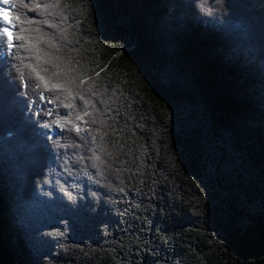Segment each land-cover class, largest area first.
<instances>
[{
    "label": "trees",
    "instance_id": "obj_1",
    "mask_svg": "<svg viewBox=\"0 0 264 264\" xmlns=\"http://www.w3.org/2000/svg\"><path fill=\"white\" fill-rule=\"evenodd\" d=\"M97 4L68 0L55 30L74 83L93 77L90 103L74 101L86 142L61 136L58 159L14 97L0 103V264H264V228L241 207L264 202V0ZM57 178L75 204L42 195Z\"/></svg>",
    "mask_w": 264,
    "mask_h": 264
},
{
    "label": "snow or ice",
    "instance_id": "obj_2",
    "mask_svg": "<svg viewBox=\"0 0 264 264\" xmlns=\"http://www.w3.org/2000/svg\"><path fill=\"white\" fill-rule=\"evenodd\" d=\"M74 2L81 5L86 4L90 9L98 7L97 0H74ZM62 4L64 7H61ZM194 4L195 0H189V4L185 6L192 7ZM67 7L68 0H0V103L6 94L14 97L16 102L22 105L21 111L27 112L26 119L33 129L43 130L39 131V134L44 138L47 151L58 159L64 155L58 151L57 145L61 136L74 132L76 135L73 139L85 143L90 135L87 127L88 121L82 119L89 113L87 109L77 112V105L74 101L79 99L88 105L90 101L87 99V94L91 93L95 96L92 89L85 90L81 87L93 77L84 76L79 78L78 83H74L73 65L69 63L68 67L64 68L59 55L60 46L55 38V30L59 29L62 32L64 29L61 26L70 20V17L66 15ZM71 19L72 23L79 27L82 36L88 38L100 36L102 25L97 24L95 19H93L91 29L87 28L83 21ZM108 26H111L110 21ZM104 67H108V62H105ZM103 70V68L100 69V71ZM93 75L98 76L99 73L95 72ZM61 107L65 111H60ZM172 111L169 106V123H171ZM73 117L75 122H73ZM201 118L207 122L206 115H202ZM160 123L163 124L162 121ZM164 130L167 131V125L164 126ZM91 139L94 141L95 136ZM7 145V140L0 143V151H4ZM21 148L23 149L22 145ZM9 155L15 158L16 153L9 152ZM80 159L83 158L80 157ZM67 163L68 161H64L65 165ZM23 165V161L18 165L21 179ZM38 175L44 176V173L41 171ZM121 183H123L122 180ZM40 184L52 186L53 181L50 177H45L37 183L36 187L39 188ZM120 191L123 192L124 189L121 188ZM54 192L71 204H75L81 195L76 189L69 187L67 181L61 182L59 178L56 179L53 190L44 192L42 195L52 197ZM97 194L99 191L93 193V195ZM104 195L106 196L107 193ZM18 198L21 200L19 211L22 213L23 197L21 195ZM129 207H131L130 203ZM241 207L245 212L257 218L261 227L264 228V202H259L258 206L241 204ZM133 215L135 218V213ZM21 221L23 222V216H21ZM128 227L131 229L132 225ZM140 232H143V228ZM48 234L63 236L64 232L53 227ZM39 235L40 233H37V236ZM131 235L139 239L138 233L132 232ZM143 243L146 246L147 241ZM79 247L82 248V245ZM137 250H140L139 245ZM44 259L47 260L48 257Z\"/></svg>",
    "mask_w": 264,
    "mask_h": 264
}]
</instances>
